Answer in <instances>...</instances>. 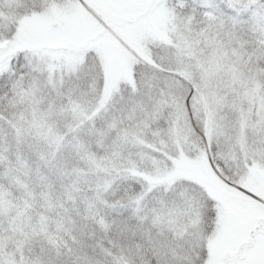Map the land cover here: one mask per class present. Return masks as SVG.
Returning <instances> with one entry per match:
<instances>
[{"label":"snow or ice","instance_id":"snow-or-ice-1","mask_svg":"<svg viewBox=\"0 0 264 264\" xmlns=\"http://www.w3.org/2000/svg\"><path fill=\"white\" fill-rule=\"evenodd\" d=\"M0 264H264V0H0Z\"/></svg>","mask_w":264,"mask_h":264}]
</instances>
